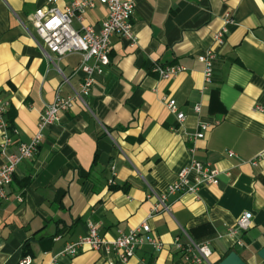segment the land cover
Listing matches in <instances>:
<instances>
[{
    "label": "crops",
    "instance_id": "crops-1",
    "mask_svg": "<svg viewBox=\"0 0 264 264\" xmlns=\"http://www.w3.org/2000/svg\"><path fill=\"white\" fill-rule=\"evenodd\" d=\"M135 2L137 44L113 41L110 63L94 73L87 104L77 101L44 129L34 157L18 164L0 199L2 264L23 257L50 264L56 255L57 264H217L233 250L249 264H264L257 254L264 246V111L253 110L264 107V0ZM46 4L0 0V96L9 101L13 152L38 132L55 96L75 94L84 78L80 53L57 57L37 35L34 12ZM107 13L97 3L87 9L85 23L100 26ZM223 27L219 42L214 35ZM208 50L215 57L206 83L199 56ZM156 63L185 69L163 78L152 71ZM164 97L176 100L183 121ZM203 122L209 124L205 136L195 139ZM192 157L211 162L219 182L169 194V209L149 217ZM247 211L250 227L232 233ZM144 219L161 249L143 245L127 261L88 247L59 254L87 232L89 220L113 239ZM201 244L211 249L207 259L185 258L190 246L198 252Z\"/></svg>",
    "mask_w": 264,
    "mask_h": 264
},
{
    "label": "built area",
    "instance_id": "built-area-1",
    "mask_svg": "<svg viewBox=\"0 0 264 264\" xmlns=\"http://www.w3.org/2000/svg\"><path fill=\"white\" fill-rule=\"evenodd\" d=\"M48 4L38 7L34 12L33 23L35 31L45 45L48 51L57 57H63L69 53H80L82 56L79 70L84 73V78L80 89L73 95L66 97L57 94L54 100L49 103L41 115L39 130L30 141L22 142L18 152L10 151L13 143L11 134L12 127L6 118L9 109V101L0 96V154L5 157V161L0 163V199L6 198L7 187L12 183L15 170L23 159L34 157L44 136V129L60 120L61 115L74 106L77 101L84 104L85 96L89 95L94 84V73L102 72L110 63V52L113 41L117 38H127L131 46L137 44V36L133 30V15L135 12V0H68L63 7H60L59 0H47ZM105 5L108 9L106 18L100 26L92 23H85L87 9L96 4ZM78 21L81 26H74V21ZM230 21V20H228ZM227 28L223 27L215 33L217 41L223 40ZM215 54L208 50L199 56L204 62V80L206 83L213 79V59ZM182 65H160L154 64L153 72L160 77L169 78L184 70ZM164 100L172 113H175L179 121L185 118L184 112L178 109L175 99L164 97ZM197 112L201 111V103L194 106ZM253 110L264 111V107L256 105ZM209 127L206 122L201 123L200 130L194 134L195 139L205 136V131ZM233 154L232 151L229 153ZM112 173L115 175V168L112 167ZM190 175H194L191 179ZM114 183L113 176L108 180ZM219 182V171L211 162H203L192 157L177 174V178L170 183L168 191L159 196L160 204L153 207L151 216L160 211V207L169 209L165 200L169 194L178 192L192 191L196 192L202 185L217 184ZM1 205V204H0ZM252 213L245 212L238 220L237 225L230 228L232 233L240 230H247L250 227V218ZM243 245L242 241H239ZM143 245H150L153 249H161L163 244L161 240L152 232L148 219H144L140 224L132 227L127 232L120 231L113 239H107L99 233L98 224L89 220L87 222V232L80 235L77 239L68 242L61 255H75L84 248L104 249L114 251L120 261H127L131 258L138 248ZM198 252L193 251L190 246L185 258L196 263H201L211 255V249L207 244L196 245ZM30 257H23L18 264H29ZM0 264H2L0 260ZM50 264H57V255L52 258Z\"/></svg>",
    "mask_w": 264,
    "mask_h": 264
},
{
    "label": "water",
    "instance_id": "water-1",
    "mask_svg": "<svg viewBox=\"0 0 264 264\" xmlns=\"http://www.w3.org/2000/svg\"><path fill=\"white\" fill-rule=\"evenodd\" d=\"M257 254L264 258V246L261 247ZM217 264H249L246 260H244L241 255L233 250L229 252L222 260H220Z\"/></svg>",
    "mask_w": 264,
    "mask_h": 264
}]
</instances>
